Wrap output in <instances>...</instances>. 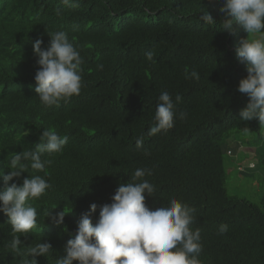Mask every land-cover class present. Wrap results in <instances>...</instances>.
I'll use <instances>...</instances> for the list:
<instances>
[{"label":"trees","instance_id":"16d2710c","mask_svg":"<svg viewBox=\"0 0 264 264\" xmlns=\"http://www.w3.org/2000/svg\"><path fill=\"white\" fill-rule=\"evenodd\" d=\"M129 2L78 0V7H68L61 0H0V64L19 66L10 75L22 86L9 90L6 107L0 109L1 161L34 148L32 142H39L44 129L57 131L68 140L61 153L42 157L51 160L45 178L52 184L33 200L42 213L55 207L53 212L64 209V218H73L80 209L74 188L80 193L79 214L89 209V202L110 203L119 183L127 182L136 168H149L152 175L146 179L156 186L154 196L146 194L151 209L171 198L195 209L193 227L201 229L202 264H264V183L257 188L261 198L255 199L240 194L227 178L233 169L237 176L252 178L259 163L227 158L236 154L228 145L230 133L253 134L234 144L254 148V153L249 149L243 153L263 157L257 147L264 150V125L239 118L248 97L237 91V85L247 72L235 50L247 33L241 29L230 35L215 30L219 21L212 25L200 21L203 7L223 19L222 0H131L130 6ZM109 10L124 12L113 15L109 24L100 22L97 18ZM58 30L68 34L83 57V87L68 102L44 107L34 91L39 65L33 43L42 39L47 48L48 32ZM149 51L154 53L151 62L145 55ZM186 68L189 73L196 70L200 79H185ZM165 90L173 99L182 97L176 110L187 117L175 119L168 132L148 137L157 97ZM140 135L144 144L137 149L135 139ZM0 172L8 173L3 167ZM34 174L42 175L29 168V175ZM27 175L9 183L21 184ZM259 179L255 176L251 184L258 185ZM0 182L2 189V177ZM98 214L99 207L93 222ZM4 215L0 212V251L11 237ZM221 224L228 225L224 235L218 234ZM70 230L46 234L52 245L55 242L54 252L39 256L37 264H51L63 255ZM0 264H21V257L0 256Z\"/></svg>","mask_w":264,"mask_h":264},{"label":"clouds","instance_id":"9594fccd","mask_svg":"<svg viewBox=\"0 0 264 264\" xmlns=\"http://www.w3.org/2000/svg\"><path fill=\"white\" fill-rule=\"evenodd\" d=\"M61 3L78 7V0H61ZM130 3L131 0L129 6ZM221 11L226 15L217 20L210 10L203 7L199 19L208 25L219 21L220 26L215 30L230 35L241 29L247 33L235 50L236 58L245 65L247 72L237 85V91L248 97L246 105L239 111V118L245 122L258 120L259 125H264V0H222ZM122 12L109 10L97 19L109 24L113 15ZM56 14H62L60 8L56 9ZM48 35L47 48L42 47V39L38 38L33 43V53L38 57L36 63L39 65L34 76V91L44 107L68 102L73 96L80 95L83 87L84 60L79 49L63 30L48 32ZM145 55L148 61L154 60L152 51ZM18 67L11 69L0 64V109L6 107L9 90L22 87L10 75ZM97 68L103 70V64H98ZM184 76L185 79H200L196 70L189 73L187 68ZM11 81L15 83L11 85ZM181 99L180 95L173 99L166 90L158 95L148 137L168 132L177 118L186 119V112L177 113L176 110ZM144 139V135L135 139L137 149L143 147ZM67 140L66 135L44 129L39 142H32L34 148L15 152L8 161L0 159V168L8 171L7 174L0 172L4 185L0 189V212L8 217L11 236L0 256H19L21 264H37L39 256L48 257L54 252L55 242L52 245L46 234L71 229V238L63 246V255L57 256L51 264H202L201 229L193 227L197 220L195 209L177 198L151 209L146 204V194L154 196L156 186L146 179L152 175L149 168H136L127 182L119 183L110 203L98 206L89 202V209L79 214L80 193L74 188L80 209L72 213L73 218H64L67 214L64 209L53 212L55 207L46 214L42 213L33 200H39L52 188L45 178L49 175L45 171L46 165H50L51 160L42 157L45 153H61ZM29 168L42 175H29ZM25 172L28 175L21 184L9 183ZM98 207V218L93 222ZM51 223L56 224L51 230H33ZM227 231L228 225L221 224L218 234L224 235ZM60 242H64L63 239L57 243Z\"/></svg>","mask_w":264,"mask_h":264},{"label":"rangeland","instance_id":"374dc122","mask_svg":"<svg viewBox=\"0 0 264 264\" xmlns=\"http://www.w3.org/2000/svg\"><path fill=\"white\" fill-rule=\"evenodd\" d=\"M252 137H253V134L248 132V131L247 132L243 131V132L230 133L227 136L228 145L230 148H232L231 150H233L236 154H234V158H233V155L232 156L227 155V158L228 159L232 158L238 162H242V161L246 162V160H250V159L254 160L255 162H259L258 163V171L255 174V176H258V178H260L258 185H256L255 183L251 184V182L253 181V178L255 176L252 178H250L249 176L247 178L243 175H242V177L237 176L236 169H233L231 173H228L227 178L234 186H236L238 188L240 194L242 193V195L244 194L243 196H247V197L251 196L252 198L258 199V198H261L262 194H261V196L259 195L260 193H258L257 188L260 185V183H264V160H263L264 159V150H260V148L257 147L258 152L263 154V157H260V156L256 157L255 154L251 155L249 153H243L245 150H248V149H249V151H252L254 153L253 147L250 148V147L243 146L244 148H240V147L237 148L234 146V144H236L238 139L249 140V139H252ZM244 145H245V143H244ZM261 145H263V143ZM243 181H246V184H244ZM248 182L250 184H247ZM234 186H232V187H234ZM251 190L254 192H252Z\"/></svg>","mask_w":264,"mask_h":264},{"label":"bare ground","instance_id":"6f19581e","mask_svg":"<svg viewBox=\"0 0 264 264\" xmlns=\"http://www.w3.org/2000/svg\"><path fill=\"white\" fill-rule=\"evenodd\" d=\"M63 8H66V7L63 6ZM4 218L8 219V217H7L6 215H4ZM37 225H39V224H37ZM50 225H53V226L55 225V226H56V224H54V223L49 224V226H50ZM53 226H52L51 228H45L46 226H45V227L37 226V227L34 228L33 230H51L52 228H54ZM33 230H32V231H33Z\"/></svg>","mask_w":264,"mask_h":264}]
</instances>
